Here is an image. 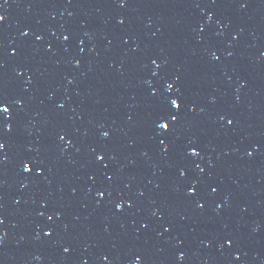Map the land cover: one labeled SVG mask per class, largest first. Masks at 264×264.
<instances>
[{
  "label": "water",
  "instance_id": "1",
  "mask_svg": "<svg viewBox=\"0 0 264 264\" xmlns=\"http://www.w3.org/2000/svg\"><path fill=\"white\" fill-rule=\"evenodd\" d=\"M0 16V264H264V0Z\"/></svg>",
  "mask_w": 264,
  "mask_h": 264
},
{
  "label": "snow or ice",
  "instance_id": "2",
  "mask_svg": "<svg viewBox=\"0 0 264 264\" xmlns=\"http://www.w3.org/2000/svg\"><path fill=\"white\" fill-rule=\"evenodd\" d=\"M3 19H4V17L0 16V21H2ZM121 23H123V21H121ZM38 39H39V37H38ZM65 39H67V37H65ZM213 57L215 59H218V57L215 56V53H213ZM153 63H155V61H153ZM171 87H172V85L169 84L168 85V88L170 89ZM2 102H3V100H2V98H0V104H2ZM170 104H171V107L173 109H175L177 112H179V109L181 108V104L178 102V99H171L170 100ZM61 107H62V105H61ZM0 111H3L5 114H7L8 109L7 108H4V107H0ZM168 118H169V116H168L167 110L164 109V108H162L161 111L158 114V122H157V127L162 132H164V131H170V125H169V123L165 122ZM177 118L178 117L175 116V115H173V116L170 117L171 121H176ZM228 123L231 124L232 123V120H229ZM107 135H108V133L105 132L104 133V136L107 137ZM63 138H64L63 136L60 137L61 140H63ZM160 143L163 144L164 141L161 140ZM4 147H5V145L3 143H0V150H2ZM190 154L193 155V156H195V155H198L199 153L196 151L195 148H192L190 150ZM249 155H251V153H249ZM97 159L99 161H103L104 157L102 155H98L97 156ZM24 171L25 172H30V171H32V169L27 164H25L24 165ZM36 171L39 174L40 169L37 168ZM109 179H111V177H109ZM213 191H215V189H213ZM188 192H189L190 195L195 194V188H189ZM99 195L103 196L104 193L101 192V193H99ZM121 207H122L121 204H119V203L116 204L117 210H120ZM199 207H203V205H199ZM50 219H51V217H50ZM49 235H50V233H49ZM65 251H68V249H65ZM237 259H239V258L237 257Z\"/></svg>",
  "mask_w": 264,
  "mask_h": 264
}]
</instances>
